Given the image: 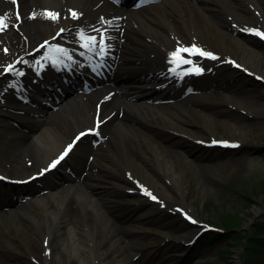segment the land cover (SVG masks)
I'll return each instance as SVG.
<instances>
[{
    "label": "rangeland",
    "instance_id": "rangeland-1",
    "mask_svg": "<svg viewBox=\"0 0 264 264\" xmlns=\"http://www.w3.org/2000/svg\"><path fill=\"white\" fill-rule=\"evenodd\" d=\"M31 1L28 0L27 8L32 9L35 5L31 6L29 3ZM35 1L40 11L48 12L40 1ZM240 1H198L199 4L202 2L207 6L204 8L209 17L193 9L190 12L186 8L187 5L192 6L195 0L172 1L178 4L176 9L161 8L159 10L168 16L177 29L175 34L168 35L173 44L181 41L178 38L187 42L193 41L216 57L209 62L210 66L203 73L194 77L187 76L185 77L187 82L177 85L172 101L167 104L168 114L172 119L170 124L162 127L155 124L153 120L148 122L147 133L151 138L165 139L167 133H174L167 142L169 149L161 148V150L169 155L178 167L180 194L183 197V203L189 208L182 209L174 206L173 196H168L163 191L161 196L155 194L156 199L153 200L144 191L147 189L148 192L153 193L151 190L144 186L140 187L130 178L126 179L125 184L116 182L115 174L125 177L124 168H118L114 171L116 173L99 172L88 181L90 183L85 182L83 185H78L79 188L76 189L78 195L81 194L82 189L91 192L96 202L95 208L105 217L110 218L111 229L118 234L114 240L111 237L115 235L108 236V230L102 227L97 218L95 220L98 223L94 226L96 228L94 231L97 235L102 232L104 236L100 250L104 251L108 245L112 250L119 248L120 252L117 254L120 253L121 256L117 257L123 264H203L205 262L240 264L241 248L237 243L201 242L198 235L190 242L201 225L199 223L189 225L187 216L183 212L188 210L197 217L195 221L200 222L203 219L217 225L218 228L225 226L221 220L222 216L228 218V215L237 214L241 218V226L245 229L250 227L252 214L264 213V195L260 191L264 183V81L251 73H244L241 69L230 66L225 58L218 59L222 57V54L224 57L234 56L243 60L251 68L253 66L255 69L259 65L260 70H264V39L245 31L244 27L238 25V14L232 12L233 10L253 12L252 17L256 18L252 7L245 1L243 3ZM134 2L135 0H123L126 7ZM260 2L264 10V0ZM208 6L215 7L208 9ZM181 16L186 20L184 21ZM188 19L193 24V34L187 30ZM6 22L8 27L0 32L14 30L21 35L20 31L12 27L8 18ZM258 26L264 30V18ZM72 32L73 34L66 32L63 37L60 36L57 42L64 44L67 38L74 39L79 36L77 31L72 29ZM41 39V36L36 37L31 41L30 46ZM230 47L236 49L237 53H233ZM14 56L15 54H10L8 58L0 62V71ZM24 58L29 62L33 61L27 56ZM71 63L75 70L69 73L70 76L74 75V71L86 72L79 67L81 64L79 56L77 61L73 60ZM17 72L21 71L14 67L12 73L6 75L7 79L13 80ZM29 72L33 74L34 69L27 68V73L23 77L28 80L27 84L17 81L7 96L0 99V171L9 176L29 175L33 171L44 168L45 161L33 156L28 145V137L20 134V131L24 130L22 133L27 135L28 128L25 127L31 128L33 124L36 130H42L46 126L44 120L47 115L54 112L60 121V125L55 130L62 134V148L77 130L92 124L89 120L69 128L68 125H63L64 122H69L70 117L66 112L59 113V111L72 100L71 95L77 92L78 88L76 87V90L74 89L75 91L68 95L67 100L56 101L53 98L62 93V86L65 83L61 81L59 86L50 83L42 89V98L32 99L31 96H34L36 90L42 87L37 81L34 82ZM177 80L179 79L174 78L172 83ZM78 82L81 81L78 80ZM158 84L149 81L148 86L152 89L158 87ZM188 84L191 85L188 86ZM23 88H27L28 92H24ZM44 97L48 99V105H43L45 108L42 106ZM96 97L97 95H93L90 99L91 105ZM85 100L88 102V97L85 96ZM12 104L19 108L13 110L10 108ZM182 107L187 110V113L182 111ZM10 112L15 115L11 117ZM39 115L43 122L37 124L34 118H38ZM101 130H103L102 127ZM231 136H243L241 145L234 148H222L209 143L212 137L229 138ZM94 140L96 136L83 137L62 163L60 170L66 175L75 176L74 167L82 165L83 160L93 153L91 150ZM170 149L179 156L177 157ZM198 154L202 156L201 160L195 159ZM54 156L55 153L51 152L49 159ZM55 175L56 171L48 172L39 179L26 185L14 186V188L0 182V264H48L51 262L59 248L57 244L60 238L63 234L66 236L67 227L64 219L67 216L64 214L81 216L71 218V222L82 230L91 228L90 221L94 219L92 208L89 206L84 212L77 199L79 196L70 198L64 207L65 213L60 215L62 222L52 228L49 235H42L46 230L45 218L36 221L40 222L36 224L32 216L22 214L23 209L28 213L45 214L42 205L33 200L37 194H46L49 197V204L52 207H58V202L48 195L51 191L50 180ZM154 185L161 189L157 183ZM251 191L257 192L254 194ZM174 193L175 196L178 195L175 189ZM247 195L252 196L253 201L252 199L249 201L246 198ZM10 210L15 211L8 213ZM87 220L88 223H86ZM59 226L61 230L57 229ZM39 231H42L41 235ZM31 235L41 239L42 246L39 247L42 249L32 244ZM27 244L30 246L31 254L24 251V246ZM111 249L108 251V256L112 253ZM59 250L62 257L68 259L66 264H81L73 252ZM112 260L113 262L108 258L107 264H115V259Z\"/></svg>",
    "mask_w": 264,
    "mask_h": 264
},
{
    "label": "bare ground",
    "instance_id": "bare-ground-1",
    "mask_svg": "<svg viewBox=\"0 0 264 264\" xmlns=\"http://www.w3.org/2000/svg\"><path fill=\"white\" fill-rule=\"evenodd\" d=\"M17 1L21 11L19 12V19L12 13V0H0V16H7L12 27L21 33L19 35L14 30H9L6 33L0 32V62L8 58L10 54H15L14 57H17L22 53L20 56L23 59L26 55L25 52L34 47V44L30 46L31 41L38 36L48 40L53 45L52 48L59 46L67 49L68 54L72 58L76 55L88 58L90 60L88 69L93 74H96V78L91 74L87 75V82L82 84L70 79L67 81L68 84L62 87V93L65 94L62 95L61 93L57 98L53 99L56 101L59 98L62 101L67 100V96L73 93V89H76V87L84 91L90 89L86 94L76 92L72 100L59 113L66 112L69 115V122H64L63 124L68 125V128L89 120H93L92 122L95 124H97V120L101 122L97 130L99 140L94 148V158L91 160L85 158L83 161L86 162H82L80 166L76 165L74 167L75 176L66 175L65 172L59 171V169L56 170L60 165L55 167L56 175L50 180L51 191L48 195L58 202V207H52L49 204V197L46 194H37L33 197V200L42 205L45 214L38 212L28 213L21 208L23 209L22 214L32 216L36 224L40 223L36 221H41L45 218L46 230L42 235H49L51 229L62 222L60 215L65 213L64 207L70 198L79 196L77 199L84 212H86L87 207L90 206L92 208L94 219L90 221L91 228L82 230L71 222V218H80L81 216L64 214V216H67L64 219L67 227L66 236L63 234L64 238H60V242L57 244L59 248L48 264H66L68 259L62 257L59 249L73 252L81 264H107L108 258L112 262V259H115V264H123L117 257L121 256L120 253L117 254V252H120L119 248L112 250L108 245V248H104V251L100 250L103 241L102 237L104 236L102 232L97 235L94 231L96 230L94 226L98 223L95 220L97 218L102 227L108 230V236L111 234L115 235L111 237L114 240L118 234L111 229L110 218L105 217L102 212L95 208L96 202L91 192L83 191L82 189L81 194L78 195L76 189L79 188L78 185H83L85 182L87 184L90 183L88 181L99 172L113 173L118 168H124L125 177L123 178L125 180L120 175L115 174L116 182L125 184L127 183L126 179L130 178L140 187L144 186L154 194L161 196V191H163L168 196H173V205L182 209L189 208L183 203V197L180 194L178 167L174 160L161 150V148L169 149L167 142L174 133H167L165 139L161 137L151 138L147 133L148 122L151 120L162 127H166L172 122L168 114L167 104L172 101V96L177 91V85L181 84L172 83V81L175 77L182 76V73L177 69L175 71L169 70L164 63L166 47H174L168 35L175 34L177 29L168 16L159 11L161 8L176 9L178 4L172 1L177 0H147L145 3H140V0H138L135 6L129 8L124 7L120 0H38L43 7L48 9V12L58 14L56 20L45 18L43 15L45 11L38 9L36 6L37 1L35 0L29 2L31 6L33 4H35L33 6H36H32V9L30 7L28 9L26 6L28 0ZM198 1L200 0H195L192 6L187 5L186 8L190 12L193 9L203 13L205 17H209L207 10H205L207 6L203 5L202 2L199 4ZM244 1L255 11L256 14L254 15L256 18L252 17L253 12L234 10L232 12L238 14V25L245 29H256V25L262 22L264 18L261 2L260 0H241L240 2L243 3ZM213 7L208 6V9ZM227 9L231 11L230 8ZM33 12L36 14L35 18H29ZM73 12L78 14V18H73ZM81 15L82 17L80 18ZM101 18L104 21H111V24L103 23ZM181 18L184 21L186 20L182 16ZM187 23V30L190 34H193L194 27L191 24V20L188 19ZM60 27L64 31L59 34L57 29ZM95 28H99L104 32L105 42L110 45L107 49V54L103 57H99L96 52H88L81 47L83 41L76 35H74L76 36L74 39L67 38L64 44L56 42L58 37H63L65 32L73 34V29L77 33L83 30L87 36H96L98 44L99 33L94 31ZM178 40L182 41L181 43H183L184 47H190V44H186L187 41L181 38H178ZM230 48L233 53H237L236 49ZM5 49H7V53ZM41 50L42 47L34 50L29 57L36 59L38 56H45L42 55ZM50 55L58 61H63V63L54 65L51 59H41L43 68L37 77L40 78L39 81L42 88L36 90L34 96H31L32 99L43 97L42 89L45 88L43 85L48 83L57 85L61 82V79L67 78L66 71L69 69L70 60L60 53L52 52ZM192 56L202 59L205 65L209 62L207 58H201L199 55ZM22 59H20L18 65L24 70L27 68L29 61ZM241 64L264 78V70L261 71L259 65L257 66L258 69H254L253 66L251 68L243 61ZM184 80L187 82V79H183L181 82ZM149 81L159 83L158 87L150 89L148 86ZM63 82L65 81L63 80ZM13 85L12 80H8L6 75L0 71V99L7 96ZM190 85L188 84V86ZM93 95H97V97L91 105L90 99ZM85 96L88 97V102L84 101ZM46 97L42 100V106L48 104ZM10 108L15 110L19 106L12 104ZM181 109L184 113H187L184 107ZM97 114L99 115L96 116ZM9 115L12 117L15 113L10 112ZM94 115L95 117L93 118ZM34 122L37 124L43 122L40 115L38 118H34ZM44 123L46 126L40 131L36 130L33 124H31V128L25 127L28 128L27 135L22 133L24 130L19 131L21 135L28 137V145L32 150L33 156L43 159L46 166L51 164V162L48 163L51 152L55 153L61 148L62 134L55 130L60 125V121L54 112L47 115ZM101 127L103 130H101ZM239 139L243 140V136H231L227 142L229 144H238ZM170 151L174 152L172 149ZM174 154L177 157L179 156L176 152ZM195 159L201 160L202 156L198 154ZM154 183H157L161 189L156 188ZM54 188L56 190H53ZM174 189L178 191L177 196L174 195ZM88 198L90 199L89 201ZM13 211L15 210H10L8 213H13ZM86 223H88V220ZM57 229L61 230V227L59 226ZM41 232L39 231L40 235ZM30 240L32 244L38 247L42 246L40 243L41 239L39 240L37 236L31 235ZM151 244L154 245V243ZM39 248L42 249V247ZM110 249L112 253L108 256ZM24 251L31 254L28 244L24 246Z\"/></svg>",
    "mask_w": 264,
    "mask_h": 264
},
{
    "label": "snow or ice",
    "instance_id": "snow-or-ice-1",
    "mask_svg": "<svg viewBox=\"0 0 264 264\" xmlns=\"http://www.w3.org/2000/svg\"><path fill=\"white\" fill-rule=\"evenodd\" d=\"M147 2V0H140V3H145ZM13 3H16V0H13ZM139 6V5H137ZM44 17L47 19H52V20H56L58 18V14L54 13V12H45L43 13ZM36 16L35 12H33V14L29 17L34 19ZM73 18H78V14L73 12L72 13ZM19 13H17V19H19ZM7 17L6 16H0V31L5 30L8 27L7 24ZM101 21L103 23H108L111 24V21H104L103 18H101ZM61 31H64L63 29H61ZM94 31H96L97 33H99V42L97 44V37L96 36H87L85 35L83 30H80L79 32V36L80 39L83 41V43L81 44V47H83L84 49H86L88 52H96L97 55H100L101 57H103L104 55L107 54V49L110 47V45H107L105 40V35L104 32L101 31V29L99 28H95ZM245 31L250 32L251 34H254L256 36H259L261 39H264V31H260L258 29H245ZM48 42H45V44H47ZM41 47H45V45H41ZM98 48V51H97ZM5 52L7 53V49H5ZM55 52V53H60L63 54L64 56L67 57L68 60H71L72 57L68 54V50L61 48L59 46H56L54 48H49V52L45 54V56L41 57V59H51L53 64H57V63H63V61H58L56 58H54L52 55H50V53ZM184 53H187L189 56L192 55H199L202 57H208V58H212V59H216V57L208 51H205L201 48H199L196 44H193L191 47H184V46H179L176 48L175 51H173L170 56H171V60L170 63H173L177 68L180 67L181 64H193L194 62L190 59H185L184 58ZM81 55H83V53H81ZM37 64H40V60L36 61ZM67 66V65H65ZM13 70V65H8L7 68L5 69L6 72H10ZM193 69H188L186 70L187 74L188 72H191ZM172 71H175V68L172 69ZM202 71V69H200L199 67H195V72L196 74H199ZM17 75H24L23 72H17ZM100 121L97 120V128L100 125ZM94 130H89V132H93ZM88 132H82L80 133L77 137L76 140H79L82 136L87 135ZM95 134L98 135V132H96ZM75 141L73 142V144L68 145V148L65 149L64 153L55 161L52 162V164L50 165V167H55L60 160L64 159V157L68 154V152L71 150V148L73 147ZM215 143V141L213 142ZM232 147H236L237 145H231ZM0 179H3L2 177H0ZM26 182V181H25ZM146 195L151 196V198L153 200L156 199V197L154 195H152V193L148 192L147 189L144 190ZM189 219H191V217H188ZM192 223H197L195 220H192Z\"/></svg>",
    "mask_w": 264,
    "mask_h": 264
},
{
    "label": "trees",
    "instance_id": "trees-1",
    "mask_svg": "<svg viewBox=\"0 0 264 264\" xmlns=\"http://www.w3.org/2000/svg\"><path fill=\"white\" fill-rule=\"evenodd\" d=\"M261 191L264 193V183ZM247 198L249 201L252 199L251 196H247ZM222 217L225 230L223 232H209L206 234L208 239L228 240L229 243L234 242L240 245L242 264H264V214L257 217L248 229L241 227V218L237 214L228 215V218ZM240 228L244 230H239Z\"/></svg>",
    "mask_w": 264,
    "mask_h": 264
}]
</instances>
